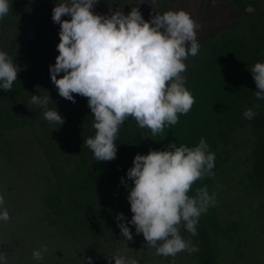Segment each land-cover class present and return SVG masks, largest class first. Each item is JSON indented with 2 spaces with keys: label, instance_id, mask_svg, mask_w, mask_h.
Here are the masks:
<instances>
[{
  "label": "rangeland",
  "instance_id": "obj_1",
  "mask_svg": "<svg viewBox=\"0 0 264 264\" xmlns=\"http://www.w3.org/2000/svg\"><path fill=\"white\" fill-rule=\"evenodd\" d=\"M9 2L0 51L20 71L10 92L0 89V193L11 217L0 221V251L8 264H88L87 257L91 264H115L109 258L118 253L138 264H264V100L256 99L251 74L255 63H264V0H230L231 20L199 36L198 54L184 61L191 110L156 136L129 118L111 161H96L84 143L95 135L87 98L65 100L51 82L60 30L52 10L66 0ZM33 94H49L48 109L65 122L47 121L45 109L30 103ZM249 108L257 113L250 120L243 115ZM202 138L215 153L214 175L197 180L188 195L206 187L216 203L201 213L197 235L180 226L198 251L157 255L129 223L134 185L127 172L137 154L170 150L173 143L191 148ZM118 223L129 227L131 241ZM45 246L44 258L33 259Z\"/></svg>",
  "mask_w": 264,
  "mask_h": 264
},
{
  "label": "clouds",
  "instance_id": "obj_2",
  "mask_svg": "<svg viewBox=\"0 0 264 264\" xmlns=\"http://www.w3.org/2000/svg\"><path fill=\"white\" fill-rule=\"evenodd\" d=\"M98 2L56 3L52 20L60 26L59 55L49 71L60 97L72 103L76 102L73 94L87 98L95 135L84 143L96 161H111L116 158L119 130L129 118L156 136L191 110L195 99L185 87L182 73L187 70L184 61L200 50L199 25L184 10H168L150 20L143 18L138 6L128 14L117 9L110 15H100L93 11ZM10 10L9 0H0V20ZM64 16L70 19H62ZM19 71L13 59L0 51V89L10 92ZM251 74L257 88L254 95L264 100V63H255ZM50 101L49 94H33L30 103L45 109L47 121L62 125L65 121L57 109H48ZM256 114L251 108L243 113L249 120ZM169 149L134 157L133 167L127 172L134 185L128 195L133 214L129 223L137 234H143L147 247L155 248L157 255L175 257L182 251H198L182 237L180 226L197 235L201 213L216 203L215 193L210 195L206 187L198 188L195 197L188 195L197 180L214 175L215 153L209 152L203 138L195 147L173 143ZM4 204L0 193V221L8 222L11 217ZM116 219L123 220V213ZM118 227L126 240L133 239L126 224L118 223ZM47 252L46 246L34 250L33 259L42 260ZM86 259L91 264L92 258ZM109 259L115 264H138V260L120 253ZM0 264H8L3 251Z\"/></svg>",
  "mask_w": 264,
  "mask_h": 264
},
{
  "label": "crops",
  "instance_id": "obj_3",
  "mask_svg": "<svg viewBox=\"0 0 264 264\" xmlns=\"http://www.w3.org/2000/svg\"><path fill=\"white\" fill-rule=\"evenodd\" d=\"M137 6L145 20L168 10L186 11L199 25L197 39L231 20L230 0H99L94 13L107 16L120 9L128 14Z\"/></svg>",
  "mask_w": 264,
  "mask_h": 264
}]
</instances>
